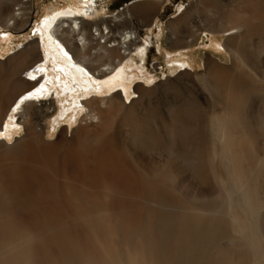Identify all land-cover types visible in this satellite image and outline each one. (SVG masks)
Listing matches in <instances>:
<instances>
[{
    "label": "bare ground",
    "instance_id": "1",
    "mask_svg": "<svg viewBox=\"0 0 264 264\" xmlns=\"http://www.w3.org/2000/svg\"><path fill=\"white\" fill-rule=\"evenodd\" d=\"M157 8L151 2L128 8L122 15L130 16L124 21L130 30L111 41L102 33L95 39L82 33L80 9L47 17L42 27L48 56L55 52L53 64L71 76L73 88L86 62L92 63L93 77L107 78L105 84L139 78L146 74L143 65L135 72L126 62L137 47L145 55L131 18L148 21ZM192 8L204 16L206 31L229 35L222 46L231 65L209 56L204 64L202 87L219 111L199 123L206 139L197 141L218 196L210 199L183 185L172 168L134 160L132 144L162 138L166 128L187 138L198 125L179 116L158 127L120 94L86 100L89 114L73 134L67 127L47 140L32 101L47 96L46 86L38 87L44 74L22 77L43 61L39 42L31 41L0 61V131L16 102L30 97L16 110L24 135L12 144L0 141V264H264V123L252 112L254 102L264 105V0H195ZM189 16L185 11L168 25L169 46L188 50L195 44L201 31H188ZM2 17L3 24L13 21L12 29L25 22L20 13ZM66 19L67 30L60 26ZM211 44L220 46L216 40ZM134 93L140 104L151 95L142 85Z\"/></svg>",
    "mask_w": 264,
    "mask_h": 264
},
{
    "label": "rangeland",
    "instance_id": "2",
    "mask_svg": "<svg viewBox=\"0 0 264 264\" xmlns=\"http://www.w3.org/2000/svg\"><path fill=\"white\" fill-rule=\"evenodd\" d=\"M148 2L154 3L158 7L150 20L139 22L135 18H131L139 35L137 44L141 48L145 46V55L136 53L138 47L135 51L132 48L131 57L134 61H126L133 71L143 65L142 69L146 74L132 81L116 78L114 80L116 84L114 81L105 84L107 78L96 79L93 77L90 71L92 63L86 62L84 63L86 68L78 67L82 72L81 77H77L80 85L73 88L71 76L64 75L62 71H58L59 69L56 68L58 66L54 65L53 56L55 52L51 51V56H48V46H46L48 36L42 27L43 21L60 12L80 9L83 13L80 14L82 15L80 17L83 18L77 21L80 22L82 33H89L93 39L98 38V34L102 33L110 41L121 40V36L130 30L129 25L124 22L130 16L122 14L136 4ZM194 2L195 0H95L94 3L86 1L83 3L81 0H0L2 18H11L20 13L25 20L23 26L18 29L11 28L13 21L6 25L0 20V61L12 57L31 41L39 42V52L43 61L22 77L31 80L30 74H35L34 71L37 70L44 74V81L42 80L38 87L44 84L48 89L47 96L35 95L32 101L36 102L35 112L38 118L40 117L37 122L39 121L40 125L47 128V140L56 139L60 131L67 127L69 135L73 134L81 119L89 114V110L83 105L86 100L95 97L106 98L113 94H120L123 99L126 98L125 103L128 105L134 103L140 115L151 123L156 122L158 127L163 128V125L169 124V121L175 117H187L198 125L191 129L187 138L183 135L179 138L172 136L170 130L166 128L167 133L162 138L157 137L151 142L143 140L132 144L133 158L136 162L147 165L146 167L149 166L148 168L153 166L156 168L161 166L165 169L172 168L171 170L175 175L179 174L183 185H193L212 199L218 196L219 190L210 171L199 160L202 149L199 148L197 141L199 138L206 139L204 128L199 123L203 122L214 111L218 112L219 108H216L215 98L202 87V78L205 70L204 64L208 56L220 60L225 65H231L232 59L222 46L229 35L211 34L206 31V28L203 27L204 16L192 13ZM188 8L192 9L188 11ZM185 11L190 14L187 20L188 31L193 27L201 31L195 44L191 45L188 50L168 45L170 35L168 25L174 24ZM70 25V20L66 19L60 26L67 30ZM39 30L43 32V36L41 33L39 34ZM108 32L109 34H107ZM212 40H216L220 46L212 45ZM104 41V39L100 40V44L104 45ZM112 45L113 43L107 44V47ZM58 46L63 47L60 44ZM93 46H95V42ZM96 49L92 50L91 53H95ZM62 51L63 55H66L64 47ZM180 52H183L185 56L179 57ZM68 58L71 60L72 55L69 54ZM104 62V59L98 58L99 64ZM187 63L189 67L184 66ZM138 85L148 89L151 94L149 101L144 104L138 102V94L134 93L135 87ZM24 98L18 100L7 115L8 117H6L0 131V141L12 144L24 135V127L17 125L16 111L20 103L24 105L30 100V97ZM13 109L15 111H12ZM252 112L256 115L257 121L263 124V103L254 102ZM44 113L50 117L44 118ZM55 122H59V124L56 125ZM260 193L264 197L262 187Z\"/></svg>",
    "mask_w": 264,
    "mask_h": 264
},
{
    "label": "snow or ice",
    "instance_id": "3",
    "mask_svg": "<svg viewBox=\"0 0 264 264\" xmlns=\"http://www.w3.org/2000/svg\"><path fill=\"white\" fill-rule=\"evenodd\" d=\"M29 95H30V96H31V95H34V93H33V94H29ZM27 98H28V97H25L24 99H27ZM13 111H15V109H13Z\"/></svg>",
    "mask_w": 264,
    "mask_h": 264
}]
</instances>
